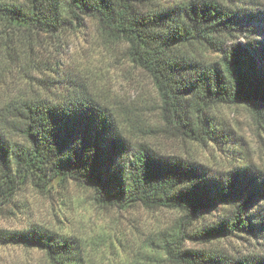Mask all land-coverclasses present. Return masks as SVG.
<instances>
[{"label":"trees","instance_id":"16d2710c","mask_svg":"<svg viewBox=\"0 0 264 264\" xmlns=\"http://www.w3.org/2000/svg\"><path fill=\"white\" fill-rule=\"evenodd\" d=\"M157 1L0 0V43L6 49L31 43L40 34L75 30L90 18L102 39L122 43L128 60L152 79L166 125L204 142L210 129L201 114L210 104L264 103V10L249 13L258 24L243 41L227 42L238 16L226 6ZM193 44L216 53L218 61L188 53ZM43 83L44 97L17 96L0 104V199L10 201L26 181L45 187L57 177L72 180L90 186L101 205L182 212L181 226L159 245L174 263L264 264L263 174L243 167L209 176L199 165L159 156L129 138L114 110L85 85L53 91ZM220 204L227 205L226 215L218 213L196 230L184 227ZM232 236L241 242L235 255L184 246L186 239ZM0 243L36 248L49 264H81L71 240L48 229L0 231Z\"/></svg>","mask_w":264,"mask_h":264},{"label":"rangeland","instance_id":"374dc122","mask_svg":"<svg viewBox=\"0 0 264 264\" xmlns=\"http://www.w3.org/2000/svg\"><path fill=\"white\" fill-rule=\"evenodd\" d=\"M188 1L159 0L156 5ZM213 1L238 16L232 36L224 37L227 42L243 41L246 31L258 24L249 13L264 10V0ZM186 51L202 61L217 62L219 58L199 44L188 45ZM42 81L53 91L58 86L85 85L114 110L129 138L148 144L159 156L194 163L209 176H226L243 167L264 175V103H257V108L242 103L210 104L201 114L209 124V136L204 142L189 140L166 125L148 74L128 60L122 43L102 39L90 18L75 30L68 28L54 36L40 34L31 43L12 44L8 49L0 43V104L17 96L44 97ZM226 211L227 205L220 204L200 212L192 225L184 227L202 228ZM181 216L179 210L140 204L124 208L101 205L90 186L59 177L45 187L26 181L10 201L0 199V231L48 229L71 240L81 264H177L166 258L159 245L181 226ZM247 245L252 246L253 241ZM184 246L235 255L241 242L234 236L202 243L186 239ZM0 264L49 261L36 248L0 243Z\"/></svg>","mask_w":264,"mask_h":264}]
</instances>
